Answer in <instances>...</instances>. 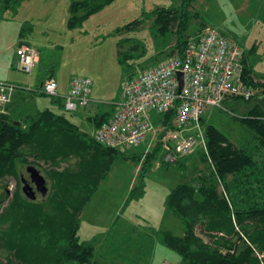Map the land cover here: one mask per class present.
I'll use <instances>...</instances> for the list:
<instances>
[{
	"label": "rangeland",
	"instance_id": "obj_1",
	"mask_svg": "<svg viewBox=\"0 0 264 264\" xmlns=\"http://www.w3.org/2000/svg\"><path fill=\"white\" fill-rule=\"evenodd\" d=\"M74 1L82 0H23L16 5L0 4V63L9 69L16 61L19 43L29 44L42 56L32 76L42 68L53 67L61 93H65L72 77H87L92 81L91 97L99 102L95 105L102 106L120 99L121 86L129 76L165 59L174 46V33L169 31L161 36L153 24L154 18L147 15L157 8L177 7L180 0H114L79 27L70 29L68 9ZM190 12L196 13L197 18L190 21L189 36L197 35L205 27L215 29L242 49L253 81L264 83V0H193ZM135 20L138 24L127 27ZM21 29L24 41L17 39ZM12 75L21 84L32 85L27 81L29 75L10 69L6 77L0 75V80H10ZM254 91L249 101H228L222 110L207 109L203 128L214 126L237 148L247 144L253 147L251 131L241 124L240 118L253 107L264 111V89ZM32 96L27 109L55 110L82 130L91 132L92 126L85 121L81 123L78 114L55 107L54 98ZM80 110L82 113L87 109ZM146 148L147 143L141 144L112 160L105 178L79 216L78 236L81 241L93 243L95 259L100 264L180 262L179 256L159 241V234L164 231L177 237L183 235V226L167 211L166 197L178 184L196 185L207 165L194 153L181 169L178 162H163L159 146L150 147L149 157L142 158ZM74 163L72 160L61 164V169ZM35 168L48 182L49 189L48 167L40 164ZM6 183L11 190H8L10 197L0 204V212L9 203L15 188L13 179ZM41 199L38 194L34 201ZM197 235L208 241L199 229ZM6 259V254L0 252V264H6ZM11 262L14 264V260Z\"/></svg>",
	"mask_w": 264,
	"mask_h": 264
},
{
	"label": "trees",
	"instance_id": "obj_2",
	"mask_svg": "<svg viewBox=\"0 0 264 264\" xmlns=\"http://www.w3.org/2000/svg\"><path fill=\"white\" fill-rule=\"evenodd\" d=\"M22 1L6 0L12 5ZM113 1L72 2L67 26L79 27ZM192 3L180 0L177 7L157 8L147 15L154 18L161 36L174 33L175 43L166 57L179 55L184 48L190 21L197 18L190 12ZM252 75L243 65L245 85L264 89V83L254 82ZM52 102L61 103L58 98ZM172 115L167 113L165 121ZM111 116L93 120L98 128ZM263 118L264 111L257 107L240 118L251 131L253 147L237 148L214 126L205 125L211 165L197 151L207 165L205 173L196 185L178 184L166 197L167 211L179 220L183 235L159 234V241L179 256L180 264H260L251 247L264 254ZM117 156L124 155L97 144L91 134L49 108L0 113V204L10 197L7 180L16 181L9 203L0 212V252L6 254V264H12L11 259L14 264H100L93 243L78 236L79 216ZM188 158L178 161L181 169ZM72 160L74 165L61 169V164ZM40 164L48 167L49 189L36 202L23 195L19 177L22 167ZM198 229L208 241L197 235Z\"/></svg>",
	"mask_w": 264,
	"mask_h": 264
},
{
	"label": "built area",
	"instance_id": "obj_3",
	"mask_svg": "<svg viewBox=\"0 0 264 264\" xmlns=\"http://www.w3.org/2000/svg\"><path fill=\"white\" fill-rule=\"evenodd\" d=\"M38 59L37 51L22 45L16 50L13 67L31 75ZM242 61L243 51L234 41L205 27L187 38L179 55L167 56L123 82L115 111L95 130L94 141L123 155L150 140L153 148H161L166 164H175L199 151L211 165L202 118L207 109L222 110L228 101L252 99L256 89L245 85ZM91 91L92 81L79 76L70 79L62 97L56 81L50 77L38 88L0 81V113L5 112L15 92L61 98L64 111L73 113L91 103ZM169 112L173 115L165 121ZM251 248L260 264H264V254Z\"/></svg>",
	"mask_w": 264,
	"mask_h": 264
},
{
	"label": "crops",
	"instance_id": "obj_4",
	"mask_svg": "<svg viewBox=\"0 0 264 264\" xmlns=\"http://www.w3.org/2000/svg\"><path fill=\"white\" fill-rule=\"evenodd\" d=\"M0 4L4 5V4H7L6 0H0ZM194 35V34H193ZM17 39L20 40V41H24L22 40L23 39V34H22V29L20 30L19 33H17ZM20 44V43H19ZM29 45V44H28ZM29 47H31L29 45ZM19 48V45L17 46L16 50ZM32 48V47H31ZM37 51V50H35ZM38 52V51H37ZM38 56H39V59H38V62L35 64L33 70L39 66L41 64V61H42V56L40 55V53L38 52ZM243 62H244V66L248 69H250L247 65H246V60L245 58H243ZM9 69L14 71V67L13 65H9ZM9 69H8V65L5 67L4 64L0 63V75H3L4 77H6L8 74H9ZM53 67H45V68H42V70L37 73L35 76H32V75H29V80H27L31 85V87H34V88H38L40 86V84L45 81L47 78H52L56 81L57 83V80L54 76V72H53ZM16 71V70H15ZM19 72V71H18ZM1 77V76H0ZM10 80H0V81H4V82H10V83H17V84H21V81L20 80H14L15 77L12 75V78L9 77ZM8 78V79H9ZM6 79V78H5ZM57 86H58V92H59V85L57 83ZM67 90H68V85H66V90H65V93H61L59 92V95L60 97L64 96L66 93H67ZM61 93V94H60ZM92 93V91H91ZM30 95V96H29ZM33 93H30V94H27L25 92H15L14 94H12V97L9 101V103L5 106V109L4 111L6 113H14L15 111L19 110V109H26V106L33 100ZM120 96V95H119ZM91 98V103L88 105L87 108H82L83 109H87L86 111L80 113V109L76 112H73V113H70V114H73V115H76L78 114L80 117H81V123H84V121L86 123H88L89 125H91L92 129H91V132H88L89 134H91V136L93 137V133L95 132V130L97 129V122L93 120L94 117L96 116H100V115H106L107 117L108 116H111L114 111H115V103H117L119 101V97H118V100H115L114 102H109V103H106V104H101L102 106L100 105H95V104H99V102H96V100L92 99V97L90 96ZM60 100V105L59 103L57 104H54V106L57 108H60V109H63V102H62V99L61 98H58ZM233 101H238V100H233ZM34 110H44L46 108H43V109H39L38 107H33ZM260 109V108H259ZM64 110V109H63ZM263 110V109H261ZM55 111V110H54ZM250 111V110H249ZM248 111V112H249ZM4 112V113H5ZM65 112V111H64ZM66 113H69V112H66ZM247 113V112H246ZM57 114H60L57 112ZM63 116H65L64 114H61ZM68 119V118H67ZM69 120V119H68ZM100 119H98L99 121ZM70 121V120H69ZM73 123V122H72ZM74 124V123H73ZM76 125V124H75ZM78 126V125H77ZM79 127V126H78ZM80 128V127H79ZM81 129V128H80ZM82 130V129H81ZM84 131V130H83ZM145 143H147V148H146V153L142 155V158H145L148 156V150L150 147H152L154 144L150 142V140H147ZM157 148V146L155 147ZM154 148V149H155Z\"/></svg>",
	"mask_w": 264,
	"mask_h": 264
},
{
	"label": "water",
	"instance_id": "obj_5",
	"mask_svg": "<svg viewBox=\"0 0 264 264\" xmlns=\"http://www.w3.org/2000/svg\"><path fill=\"white\" fill-rule=\"evenodd\" d=\"M29 46L28 44H24V43H20V46ZM179 80H180V86L178 89V92L180 91L181 88V76H178ZM27 173L30 175V181L32 182V184L35 187V191H33V189L29 186L28 183H26L24 181V179H21V192L23 193V195L31 200L34 201L36 199V194L35 192H37L38 194H40L42 197L46 196V194L48 193V187L46 185V180L45 178L40 174V172L33 166H28L26 169Z\"/></svg>",
	"mask_w": 264,
	"mask_h": 264
},
{
	"label": "flooded vegetation",
	"instance_id": "obj_6",
	"mask_svg": "<svg viewBox=\"0 0 264 264\" xmlns=\"http://www.w3.org/2000/svg\"><path fill=\"white\" fill-rule=\"evenodd\" d=\"M29 165H27V166H25V168H24V172L22 171L21 172V174H20V177H19V181H20V183H21V179H24V181L26 182V183H28L29 184V186L33 189V191H35V187H34V185L32 184V182L30 181V175L27 173V171H26V169H27V167H28ZM24 173H26V177H24ZM15 181V180H14ZM15 183H16V181H15ZM47 181H46V185H47ZM35 194H36V197H37V195H38V193L37 192H35ZM40 195V194H39ZM41 196V195H40ZM36 200V199H35Z\"/></svg>",
	"mask_w": 264,
	"mask_h": 264
}]
</instances>
